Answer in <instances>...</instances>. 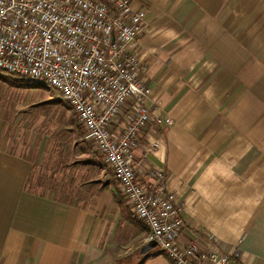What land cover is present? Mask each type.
Listing matches in <instances>:
<instances>
[{"label":"crops","instance_id":"0c3cea01","mask_svg":"<svg viewBox=\"0 0 264 264\" xmlns=\"http://www.w3.org/2000/svg\"><path fill=\"white\" fill-rule=\"evenodd\" d=\"M133 7L147 16L139 48L153 89L138 179L165 169L184 209V243L264 264V0H134ZM36 164L0 149V264H116L148 246L147 228L113 178L62 201L30 189ZM135 264L173 263L155 248Z\"/></svg>","mask_w":264,"mask_h":264},{"label":"built area","instance_id":"2783aa9c","mask_svg":"<svg viewBox=\"0 0 264 264\" xmlns=\"http://www.w3.org/2000/svg\"><path fill=\"white\" fill-rule=\"evenodd\" d=\"M133 1L0 0V73L42 83L71 107L147 228L144 244L173 264H240L239 251L207 253L183 242L184 209L165 169H148L147 183L138 179L136 151L152 122L153 89L139 48L147 16Z\"/></svg>","mask_w":264,"mask_h":264},{"label":"rangeland","instance_id":"374dc122","mask_svg":"<svg viewBox=\"0 0 264 264\" xmlns=\"http://www.w3.org/2000/svg\"><path fill=\"white\" fill-rule=\"evenodd\" d=\"M20 81L25 82L0 73V149L27 153L40 163L30 189L78 201L112 181L113 171L85 141L71 107L46 85L15 84Z\"/></svg>","mask_w":264,"mask_h":264},{"label":"trees","instance_id":"16d2710c","mask_svg":"<svg viewBox=\"0 0 264 264\" xmlns=\"http://www.w3.org/2000/svg\"><path fill=\"white\" fill-rule=\"evenodd\" d=\"M15 84H18V86H22L23 84L25 86H29L30 88L33 87V85H37L36 83L32 84V83H29V82H16ZM142 252H138L137 254H134L132 255L131 257L129 258H126L124 260H120L118 262H116V264H135L136 261H138L141 257H142Z\"/></svg>","mask_w":264,"mask_h":264},{"label":"water","instance_id":"95a60500","mask_svg":"<svg viewBox=\"0 0 264 264\" xmlns=\"http://www.w3.org/2000/svg\"><path fill=\"white\" fill-rule=\"evenodd\" d=\"M156 248L155 244H149L147 247H145L144 250H142V254H146L148 251H151Z\"/></svg>","mask_w":264,"mask_h":264}]
</instances>
